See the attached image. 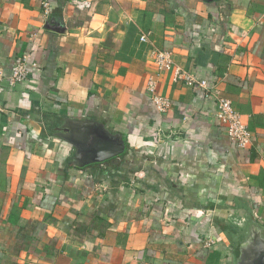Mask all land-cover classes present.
Returning <instances> with one entry per match:
<instances>
[{"label":"crops","instance_id":"crops-1","mask_svg":"<svg viewBox=\"0 0 264 264\" xmlns=\"http://www.w3.org/2000/svg\"><path fill=\"white\" fill-rule=\"evenodd\" d=\"M152 49L204 85L157 75ZM0 69V264H232L229 219L264 225V0H0ZM65 118L120 133L123 153L76 166L49 132Z\"/></svg>","mask_w":264,"mask_h":264},{"label":"water","instance_id":"water-1","mask_svg":"<svg viewBox=\"0 0 264 264\" xmlns=\"http://www.w3.org/2000/svg\"><path fill=\"white\" fill-rule=\"evenodd\" d=\"M49 132L72 145L71 162L79 167L110 160L125 149L120 133L90 118L56 119ZM225 236L232 264H264V225L252 211L229 219Z\"/></svg>","mask_w":264,"mask_h":264},{"label":"built area","instance_id":"built-area-1","mask_svg":"<svg viewBox=\"0 0 264 264\" xmlns=\"http://www.w3.org/2000/svg\"><path fill=\"white\" fill-rule=\"evenodd\" d=\"M44 15L48 14L47 3L42 4ZM150 32L143 33L139 36L142 43L148 42ZM153 64L157 75L163 72H169L173 81L182 82L186 85L199 84V81L189 70L177 65L171 59L170 53L158 49L151 51ZM28 59L26 56L17 58L12 66L11 74L8 77L9 84H14L26 78L28 73ZM3 72L0 69V82L3 80ZM156 78L150 77L147 83V92L149 93L153 103L160 113H165L170 107V101L167 97L160 95L156 90ZM216 93V92H215ZM209 91L206 95L215 94ZM217 117L219 121L227 127L229 137L239 147H247L252 141V133L242 119V115L232 105L231 101L225 97L217 96Z\"/></svg>","mask_w":264,"mask_h":264}]
</instances>
